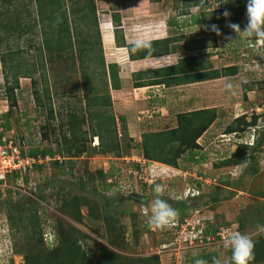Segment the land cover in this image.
Wrapping results in <instances>:
<instances>
[{
  "label": "rangeland",
  "instance_id": "374dc122",
  "mask_svg": "<svg viewBox=\"0 0 264 264\" xmlns=\"http://www.w3.org/2000/svg\"><path fill=\"white\" fill-rule=\"evenodd\" d=\"M183 1L185 0H160L158 4H153L144 0H95V10L101 53L105 64L115 63L108 60L110 54L107 48L109 50L110 44L108 47L103 44L100 22L103 26L105 25L104 22H110L112 14H118L120 22H124L127 18L135 20L134 17H136L137 22H142V16L143 19L151 17V15L156 16L164 28L161 36H178L180 38L176 45L178 47L198 38L202 42L203 39L201 38H205L209 49L206 50L208 54L204 53V56L207 61V58H210L208 61L210 70H221L225 67L235 66L236 70L233 76L219 78L216 83L211 84L212 88L219 87L221 94L218 96L217 93L213 92L215 97H211V103L216 106V119L206 133L200 137L201 139L197 141L200 146L195 157L197 163H187L180 159L174 169L157 163L144 162L140 158L139 139L130 137L129 134L132 131H127L128 124H133L137 119L142 127V123L147 125L149 118L151 121L156 120L159 113H156L155 109L149 106V101L142 95V91L139 93L136 90L135 95L131 87L127 85L122 90L125 94L124 103L116 101L114 106L111 105L110 110L114 118L121 116L124 121L126 137H118L121 157H114L111 154L82 155L72 159V164L64 167L65 170L68 167L71 168L72 176L59 174V171L50 165V159L45 158L36 163L40 169L31 165L24 174L21 173V181H12V175L6 176L5 186L0 187L1 193L10 189L13 192L26 194L29 196L27 201L30 202L34 199V193L40 190V193L46 196L39 211L44 236H47L50 241L52 240L53 237L50 233V230L53 229L52 225L55 226L62 222L73 225L85 234L84 244L90 251L93 261L99 258V246L109 247L105 224L102 221H88L87 219H83L82 224H74L65 216L60 215L53 201L49 199L55 188L63 187L70 193L86 196L96 204L107 205L110 209L122 213L119 218L120 238L116 240L117 245L110 248L127 258L155 255L158 257L159 264H195V260L200 254H214L215 258L231 264L230 250L221 246L223 244L222 241H218L219 238L223 240L226 233L239 231L251 234L255 240L259 235L256 232L257 224L264 225V144L255 153L247 150L243 156L244 163L239 166L215 168L219 161L228 158L234 152L235 147L232 145V141L235 139L232 140L230 136L223 134L224 128L233 119L245 115L246 120H249L251 115H254L257 116V120L256 128L253 129H264V43L254 42L243 33L240 35L230 33L226 36H212L210 28L205 30L204 26L190 24V17L197 16L199 13H204L207 16L212 10L222 6L224 0H201L198 5L199 10H195L193 6L188 9L185 8ZM241 2L244 19L240 28L243 31L247 24L246 5L248 0H241ZM13 4L14 6L27 5V0H13ZM190 9L191 11H189ZM202 10L204 12H201ZM159 15L162 19L159 18ZM177 15H183L185 19L177 17ZM170 22L171 25L180 22L185 27H176L174 30V27L168 24ZM27 23L32 26L31 22ZM36 31L37 27L34 31L31 30L24 34L19 43H27L30 39L37 42L39 37L34 35ZM0 34L2 33L0 32ZM229 37L230 39H228ZM105 38L106 44H108V34L106 33ZM211 39L214 40L213 44L208 43ZM198 44L201 45V43ZM111 46L119 48L115 43H112ZM116 52L115 60L119 61L123 56L120 51ZM28 56L30 57L25 56V58L30 63L34 59V52L30 50ZM184 63L191 64L190 61ZM61 74L62 79L60 78L53 85L50 76L48 78L50 81L47 85H49L50 92L57 94L51 98L52 109L55 110L68 103L71 106H76L77 100L71 95L82 96L79 71H73L71 74L66 71ZM3 76V68L0 64V115L8 109L3 95L5 82ZM33 79L36 81L35 88L28 79H19V88L13 93L15 104L11 107L7 131L1 129L4 120L0 118V146L7 154L15 149L23 152L33 148L39 150L49 148L53 152L55 150L51 132L53 129L54 131L57 130L56 133L59 131L57 129L59 122H51L47 118L46 100L42 97V90L45 85L40 80L39 71H36ZM127 80L129 83V79ZM130 81L132 86L131 76ZM228 83L234 85V91L226 88ZM34 90L39 93V104L34 101ZM61 93L67 94V96L60 98ZM162 95H166L163 90ZM162 107L165 112L174 114L177 112L174 107L168 105ZM142 120L144 121L142 122ZM51 125L54 127L51 128ZM87 125H83L81 130H88ZM140 126L136 128V131L140 130ZM149 126L147 125L146 129L144 127V130H150ZM154 126H157L156 128L152 127L153 130L157 129L156 131L168 130L167 128L171 127L160 124V122L155 123ZM117 132L120 133L118 124ZM255 134L254 132L253 140ZM249 142H251L250 139ZM96 145V138H92L86 143L87 147ZM98 170H101L103 174L108 176V180L113 182V189L107 191L101 189L99 178L96 175ZM88 175H93V183L84 190L79 189L74 183L76 180L74 178L84 176L83 180L85 181ZM23 178L26 179L25 183L22 182ZM226 180H238V184L228 188L224 185ZM196 182L200 183L197 195L192 199L188 197L184 199L185 194H190L186 192L196 187ZM157 183L164 185L165 192L162 198L178 210L179 216L173 224L162 230H150L149 228L146 229V225H148L147 214H150L148 205L154 198L153 188ZM210 194L217 197V203L210 204L208 197ZM133 195L141 197L142 201L132 200L130 197ZM4 196V194L0 196V200ZM180 202H183L184 208L177 207ZM6 208L7 205L0 204V264H23V254L27 244L20 234H16L14 237L10 236L4 215ZM123 211H128V213L124 215ZM85 213V208H80V214L83 218ZM177 223L178 227L174 229L173 226ZM207 223L219 227L220 230L217 231L219 238L216 235L207 236L202 233V229ZM60 227L62 228V226ZM55 228L57 229V227ZM202 239L204 241L201 242ZM52 246L54 244L48 245V247Z\"/></svg>",
  "mask_w": 264,
  "mask_h": 264
},
{
  "label": "trees",
  "instance_id": "16d2710c",
  "mask_svg": "<svg viewBox=\"0 0 264 264\" xmlns=\"http://www.w3.org/2000/svg\"><path fill=\"white\" fill-rule=\"evenodd\" d=\"M146 1L158 3L160 0ZM200 1L187 0L189 4H197ZM187 2L184 1V3ZM95 7V0H27V5L19 6H14L13 0H0V32L2 33L0 34V64L5 80L3 95L8 106L7 111L0 115V118L4 120L0 128L4 131L9 129L10 111L15 104L13 93L19 88V79H28L35 88L36 81L33 75L39 71L40 80L45 85L42 97L46 100L47 118L51 122H59L57 126L59 131L56 133L57 130L53 129L51 132L55 150L53 152L49 148L40 150L33 148L27 152L20 151V154L40 160L49 158L52 168L62 175L72 176L71 168L68 167L65 170L64 167L71 165L72 159L82 155L111 154L114 157H121L118 137H126L123 118L121 116L114 118L110 111V91L120 88L118 68L116 64H105L103 61ZM225 11L231 14L228 18L223 15ZM110 18L114 43L119 48H125L129 61L165 56L170 53L168 46L171 39L166 38L151 42L150 55L147 50L130 54L131 44L124 42L118 14H112ZM243 19L241 0H224L222 6L212 10L207 16L201 13L196 18L198 22L195 23L203 26L217 25L221 35H226L235 33L227 26L229 22L240 25ZM27 22H31L32 26ZM100 26L102 28L101 39L104 46L108 47L109 43L105 42V33L109 29L102 27L101 22ZM36 27L37 31L34 35L39 37V40L34 42L30 39L27 43L20 44L21 37L31 30L34 31ZM210 32L216 35L215 32L211 30ZM30 50L34 52V59L28 63L25 56L30 57L28 56ZM185 61H190L191 64H185ZM76 70L79 71L81 78L82 96L71 95V97H75L78 104L71 106L68 103L57 110L52 109L51 98L57 94L50 92L49 85H47L50 81L49 76L53 85L60 80L62 76L60 73L68 71L71 74ZM235 70V66L221 70H205L202 62H197L195 58H188L180 59L174 66L153 71L150 77H147L151 79L149 81L142 82V72L131 74V78L134 88H140L144 84L170 87L183 83L231 77ZM33 96L34 101L39 104L40 96L36 90ZM66 96L67 94L63 93L59 95L60 98ZM215 109L216 107L201 108L182 112L175 116L174 128L141 133L138 142L140 158L144 162L157 163L174 169L180 159L196 164V152L200 147L197 141L215 121ZM256 120L257 116L254 115H251L249 120H246L245 115H240L224 128V136L236 135L235 141H232L235 149L228 158L219 161L215 168L239 166L244 163L243 156L247 150L251 153L260 150L259 148L264 144V129L252 130L256 128ZM117 124L120 126V133L117 132ZM83 125H87L88 130H81ZM53 127L51 125V128ZM254 132L256 134L251 144L241 141L243 137L254 135ZM92 138L97 139V145L87 147L86 143ZM55 157L58 158L54 159ZM33 165L40 169V166H36L37 164ZM96 175L103 191L113 189V182L108 180V176L101 170L96 171ZM83 178L84 176L74 178L76 179L75 185L81 190L86 189L94 181L93 175H88L87 181ZM17 179L19 175L15 172L12 174V181H17ZM23 179L22 182L25 183L26 179ZM196 183V187L191 189L199 192L200 183ZM236 184L238 180L224 182L228 188ZM1 192L0 196L3 194L5 196L0 200V204L7 205L4 215L10 236L20 234L27 244L23 254V264H159L158 257L155 255L127 258L110 248L115 247L116 240L120 238L119 218L122 213L110 209L107 205L96 204L90 198L70 193L63 187L55 188L54 193L49 196L59 214L68 218L72 223L82 224L83 219H87L88 221H102L105 224L109 247L99 246V258L93 261L90 251L84 244L85 234L73 225L66 222L52 225L53 229L50 230L52 240L44 236L39 211L46 196H43L40 190L34 193L32 202L27 201L29 196L26 194L13 192L10 189H6L4 193ZM13 197L18 198L13 200ZM208 197L210 204L218 202L214 194ZM183 205V202H180L177 207L184 208ZM80 208H85L84 218L80 214ZM127 213L128 211H123L124 215ZM148 228L149 226L146 225V229ZM218 229L219 227L207 223L202 233L215 236ZM254 242L255 259L251 264H264V234H259ZM50 244L54 246L48 247ZM229 257L231 261V251H229ZM213 258H215L214 254H200L197 257V259L208 261V264H212Z\"/></svg>",
  "mask_w": 264,
  "mask_h": 264
},
{
  "label": "crops",
  "instance_id": "0c3cea01",
  "mask_svg": "<svg viewBox=\"0 0 264 264\" xmlns=\"http://www.w3.org/2000/svg\"><path fill=\"white\" fill-rule=\"evenodd\" d=\"M185 1L187 2V0ZM199 3L189 4L187 2V3H184L183 5L187 9L193 6L195 10H199V6H198ZM153 4H158V3H153ZM191 9L189 11H191ZM201 12H204V11L202 10ZM200 14L201 13H199L197 16L190 17L191 25H198V26L203 27V25L195 23V22H198L196 21V18ZM177 17L184 18L185 16L177 15ZM159 18L162 19L161 15H159ZM134 19L135 20H132V19L130 20V18H127L124 22H120L121 23L120 29L122 31V37L124 39L125 44H132L135 35H143L147 39H149L151 42L170 38L171 42L168 46V48L170 49V53L165 56H156V57H150V58H146L142 60L129 61L124 48H116L114 46L113 47L111 46L112 43H114L113 36H112V26L110 22H104L105 25H103L102 27L109 29V31L106 33L108 34L107 40H108V43L110 44V48L109 50H107L110 54V57L108 58V60H110L112 63H115L117 65V68H118L117 76H118L119 85H120L119 90L110 91L111 105L114 106V103L116 101L121 102L122 104L124 103L123 98H125V94L122 92V90H124V87H126L127 85L131 87V90L134 91L135 95H136V92H135L136 90L139 93L142 91V95L145 96V98L148 99L149 101V106L153 107L156 113H159L156 120L151 121L149 118L147 122V125L148 126L150 125L151 127L149 126L150 130H146V131H152V132L157 130V129L153 130V128L157 127V126H154L155 123L157 122H160V124H166V126L170 125L171 127L167 129L174 128L175 126L174 118L179 113L190 112V111L201 109V108L203 109V108L216 107L214 104L211 103V99L215 97L213 92L217 93L218 96H220L221 92H220L219 87H218L219 89L216 86L212 88L211 84L213 82L216 83L218 79L205 80V81L193 82V83H183V84H179L176 86H170V87H166L163 85H146V84H144V86L140 88H134L133 86H131V81H130L131 74L136 73V72H142V82H146V81L151 80L150 78H147V77H150V73L158 69L167 68L169 66H174L180 59L185 60L188 58H195L197 62H202L203 68H205V70H210L209 62H208L210 58H207L208 59L207 61L204 56V53L208 54L206 50L209 49V46L205 38H201L203 39L202 42H200L201 40H198L200 39L198 38L197 40H193L192 42H188V43L186 42L182 47H178L176 46L180 41L179 40L180 38H178V36H164V35L161 36L164 28H163L162 22H158L159 19L157 20L156 16L153 17V15H151V17H148L145 19H143V16H142V22H137L136 17H134ZM180 22H183V20L182 21L180 20ZM180 22L173 23V25H171V22L168 24L171 27H174V30L176 29V27L184 28L185 26L181 24ZM101 29L102 28L100 27V30ZM212 36H216V35L212 34ZM220 36H223V35H220ZM105 42H106V38H105ZM210 42L213 44L214 40L211 39L209 40L208 43L210 44ZM198 43H201V45ZM116 51H120L121 52L120 54L123 56L122 59H120L119 61L115 60V57H116L115 54H117ZM200 51H204V52H200ZM196 53H199V54H196ZM192 66L194 67V64H192ZM193 67L191 68L193 69ZM127 79H129V83ZM162 90L166 93V95H162ZM171 93H172V96L170 97ZM168 96L170 99L168 98ZM163 105L174 107L175 109H177V112L175 114L165 112L164 109H162ZM171 115H173L174 117H172ZM143 121L144 120H142V122ZM139 123L140 122L137 119H135V122H133V124H130V125L128 124L127 131L129 130L130 132L132 131L131 134H129L130 137L139 139L141 133L146 132L144 130V127L146 129L147 125H144V123H142V127H141ZM139 126H140V130L136 131L137 130L136 128H139Z\"/></svg>",
  "mask_w": 264,
  "mask_h": 264
},
{
  "label": "clouds",
  "instance_id": "9594fccd",
  "mask_svg": "<svg viewBox=\"0 0 264 264\" xmlns=\"http://www.w3.org/2000/svg\"><path fill=\"white\" fill-rule=\"evenodd\" d=\"M223 15L225 18H228L231 14L228 11H225ZM246 17L247 24L245 25L243 31H241L240 25L236 23L229 22L227 26L238 35L243 33L254 42L264 43V0H248L246 5ZM240 24L242 25L243 22ZM204 27L205 30H209L210 28V30L215 32L216 35H221L220 29L217 25H205ZM228 39H230V37ZM140 50H147L150 55L152 51V43L143 35H135L133 43L129 49L130 54H134ZM226 88L230 91H234V85L231 83H228ZM252 130L254 129L252 128ZM229 136L232 140L236 138V135L234 134H230ZM243 138H245V140H242L243 143L247 142L248 144H251L253 141V134ZM249 139L251 142H249ZM153 192L154 198L148 205L150 214L146 213L147 224L149 228L154 230H162L177 220L179 212L166 199L162 198L165 192V187L163 184H155ZM194 192L195 190H188L186 193L190 194H185L184 199L187 197L190 199L194 198V196L197 195H191ZM177 227L178 223L173 226L174 229ZM256 232L258 234H264V225L257 224ZM216 237L219 238L218 233H216ZM218 241L221 242V239L219 238ZM222 244L223 245H220L223 246L224 249L231 251V264H251V262L255 259V242L252 238V235L249 233H241L239 231L228 232L224 235ZM195 264H208V261L197 259L195 260ZM212 264H227V262H222L219 258H213Z\"/></svg>",
  "mask_w": 264,
  "mask_h": 264
},
{
  "label": "built area",
  "instance_id": "2783aa9c",
  "mask_svg": "<svg viewBox=\"0 0 264 264\" xmlns=\"http://www.w3.org/2000/svg\"><path fill=\"white\" fill-rule=\"evenodd\" d=\"M39 161L41 160L28 156H21L20 151H17L16 149L12 150L10 154H7L0 146V187L5 186V177L12 175L15 172L19 175V179H17V181H21V173L24 174L26 169ZM195 194H197L196 191ZM220 239L222 241V238Z\"/></svg>",
  "mask_w": 264,
  "mask_h": 264
},
{
  "label": "flooded vegetation",
  "instance_id": "af4514ba",
  "mask_svg": "<svg viewBox=\"0 0 264 264\" xmlns=\"http://www.w3.org/2000/svg\"><path fill=\"white\" fill-rule=\"evenodd\" d=\"M226 35H229V34H226ZM226 35H224V36H226ZM132 200H135L136 202H141L142 201V198L141 197H138V196H131L130 197Z\"/></svg>",
  "mask_w": 264,
  "mask_h": 264
},
{
  "label": "bare ground",
  "instance_id": "6f19581e",
  "mask_svg": "<svg viewBox=\"0 0 264 264\" xmlns=\"http://www.w3.org/2000/svg\"><path fill=\"white\" fill-rule=\"evenodd\" d=\"M42 160V159H41Z\"/></svg>",
  "mask_w": 264,
  "mask_h": 264
}]
</instances>
